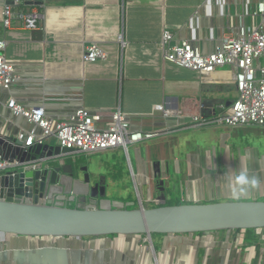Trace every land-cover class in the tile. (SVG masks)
<instances>
[{
    "label": "crops",
    "instance_id": "0c3cea01",
    "mask_svg": "<svg viewBox=\"0 0 264 264\" xmlns=\"http://www.w3.org/2000/svg\"><path fill=\"white\" fill-rule=\"evenodd\" d=\"M206 1L45 0L43 7L19 3L20 9L43 15L40 30L29 34L17 24L9 31L3 26L6 2L0 0L4 54L21 70L13 96L34 106L51 99L47 107L51 114L85 107L109 115L119 107L131 116L136 130L168 129L158 138L131 146L128 154L119 149L124 154L118 158L122 175L117 179L132 178L144 201L154 198L173 201L172 205L264 201V128H185L193 116H216L237 99L233 73L224 69L200 77L164 60V31L192 37L191 28L180 29ZM260 2L264 0H250L247 8L246 0H229L225 12L240 17ZM206 13L215 15L216 8H203L202 15ZM246 21L252 23L250 18ZM93 43L108 52V61L81 62L82 53ZM207 46L211 50L213 44ZM158 105L170 118L154 112ZM14 130L9 125L7 134L14 136ZM242 175L249 183L239 182ZM98 200L80 198L72 205L82 208ZM256 235L259 239L253 243L242 231L147 236L146 244L144 236L74 239L0 234V264H264V230ZM253 246L256 252L251 253Z\"/></svg>",
    "mask_w": 264,
    "mask_h": 264
},
{
    "label": "built area",
    "instance_id": "2783aa9c",
    "mask_svg": "<svg viewBox=\"0 0 264 264\" xmlns=\"http://www.w3.org/2000/svg\"><path fill=\"white\" fill-rule=\"evenodd\" d=\"M246 1L249 8L250 0ZM228 2L207 0L196 11L189 25L180 29L191 28L192 37L179 38L178 32L171 29L163 33L161 47L168 64L190 70L200 77L228 69L234 75L238 91L237 99L223 108L220 114L213 117L193 116L186 129L264 128V2L240 17L226 15ZM19 3L5 5L3 26L9 31L17 24L29 34L40 30L41 11L20 9L17 7ZM209 7L216 8L215 15L206 13L203 16V8ZM224 18L226 24L223 23ZM248 18L252 19V23L246 21ZM216 31H219L218 37ZM210 42L213 44L211 50L207 46ZM6 47L7 42L0 40V134L20 141L24 149L36 144L58 146L73 150L74 153L68 157L73 159L76 155L91 156L119 149L128 154L131 146L169 132L168 129L154 132L136 130L131 116L119 107L109 115L85 107L67 114H51L47 109L51 99L37 106L19 102L13 96V90L21 79V70L4 54ZM108 59V52L97 43L90 44L81 55L83 64L94 65ZM154 112L161 113L165 119L170 118L163 105L154 107ZM9 125L15 128L14 136L7 134ZM56 162L65 165L67 157L45 158L20 165L17 161H5L0 155V170L19 166L23 172L44 171L51 169ZM148 205L166 206V201L154 198L144 201L139 196V207L146 209ZM87 206L98 205L84 207ZM146 241L149 242V239ZM250 252H256V247H251ZM261 257H264V248L261 249Z\"/></svg>",
    "mask_w": 264,
    "mask_h": 264
},
{
    "label": "water",
    "instance_id": "95a60500",
    "mask_svg": "<svg viewBox=\"0 0 264 264\" xmlns=\"http://www.w3.org/2000/svg\"><path fill=\"white\" fill-rule=\"evenodd\" d=\"M43 7L45 0H5ZM73 150L36 144L24 149L13 137L0 134L2 159L20 165L51 157H69ZM106 177L99 182L76 163L23 172L0 170V234L35 238L92 239L114 236L210 235L225 231L264 230V201L219 202L135 208L136 203L110 200ZM80 198L98 206L73 208ZM69 202V206L65 203Z\"/></svg>",
    "mask_w": 264,
    "mask_h": 264
},
{
    "label": "rangeland",
    "instance_id": "374dc122",
    "mask_svg": "<svg viewBox=\"0 0 264 264\" xmlns=\"http://www.w3.org/2000/svg\"><path fill=\"white\" fill-rule=\"evenodd\" d=\"M123 151L119 150L118 153H106V154H97V155H91L87 156L84 154L76 155L75 158H67L68 163H75L76 166L79 168L87 167L88 171L93 175V181L99 182V179L102 176L106 177V194L107 198L110 200H117L122 201L125 203L135 202L136 206L135 208L139 207V193H137V190L135 188V185L133 183L132 178H128L126 181L125 179H117L119 175H122L121 172L117 169L118 164V158L123 156ZM75 161V162H74ZM114 174V179L112 178V175ZM146 192V189L144 190V193ZM174 202H170L169 204L172 205ZM168 205V203H166ZM73 208H77V205H72ZM83 208L84 205H81ZM149 208H155V205H148ZM214 234V233H213ZM155 237H162L163 235H154ZM153 236V237H154ZM147 236H144V242L147 244ZM160 245L161 243L157 242L155 244L157 251H160Z\"/></svg>",
    "mask_w": 264,
    "mask_h": 264
},
{
    "label": "trees",
    "instance_id": "16d2710c",
    "mask_svg": "<svg viewBox=\"0 0 264 264\" xmlns=\"http://www.w3.org/2000/svg\"><path fill=\"white\" fill-rule=\"evenodd\" d=\"M170 205V204H168ZM246 233V241L249 243H253L255 241H258V236L256 235V231L255 230H248L245 232Z\"/></svg>",
    "mask_w": 264,
    "mask_h": 264
},
{
    "label": "clouds",
    "instance_id": "9594fccd",
    "mask_svg": "<svg viewBox=\"0 0 264 264\" xmlns=\"http://www.w3.org/2000/svg\"><path fill=\"white\" fill-rule=\"evenodd\" d=\"M239 182H240L241 184H247V183H249V181H248L243 175L239 177ZM256 183H257V181H256L255 179H253V180L251 181V184H252L253 186H255ZM240 191H241V193H243L244 189L241 188Z\"/></svg>",
    "mask_w": 264,
    "mask_h": 264
}]
</instances>
